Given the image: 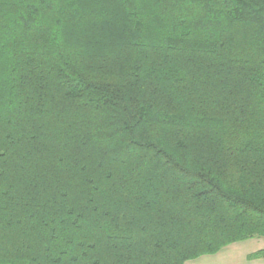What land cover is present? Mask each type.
<instances>
[{"label":"trees","instance_id":"1","mask_svg":"<svg viewBox=\"0 0 264 264\" xmlns=\"http://www.w3.org/2000/svg\"><path fill=\"white\" fill-rule=\"evenodd\" d=\"M254 237L264 0H0L7 264H185Z\"/></svg>","mask_w":264,"mask_h":264},{"label":"rangeland","instance_id":"2","mask_svg":"<svg viewBox=\"0 0 264 264\" xmlns=\"http://www.w3.org/2000/svg\"><path fill=\"white\" fill-rule=\"evenodd\" d=\"M261 248H264V237L248 238L229 244L218 253L188 260L185 264H264V257L250 256Z\"/></svg>","mask_w":264,"mask_h":264},{"label":"snow or ice","instance_id":"3","mask_svg":"<svg viewBox=\"0 0 264 264\" xmlns=\"http://www.w3.org/2000/svg\"><path fill=\"white\" fill-rule=\"evenodd\" d=\"M126 189V186H122ZM11 248L6 247L2 239H0V264H7L9 257L11 255Z\"/></svg>","mask_w":264,"mask_h":264}]
</instances>
